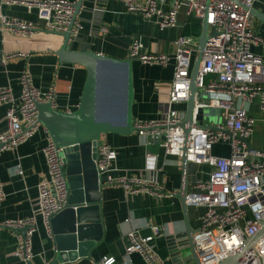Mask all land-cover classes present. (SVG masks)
Here are the masks:
<instances>
[{"label":"built area","instance_id":"built-area-1","mask_svg":"<svg viewBox=\"0 0 264 264\" xmlns=\"http://www.w3.org/2000/svg\"><path fill=\"white\" fill-rule=\"evenodd\" d=\"M121 1L128 13L154 21L161 31L178 27V15L182 9L188 17L206 21L209 27L188 138L182 128L185 111H179L176 106L186 104L191 95V72L198 50V40L192 36L180 35L175 41L174 77L168 99L160 104L159 118L136 121L133 125L140 136L148 138L147 145L158 143L166 156L186 157L188 163L211 168L209 179L197 183L198 191L186 193L184 201L188 207L206 209L200 227L193 234L199 263L220 264L249 242L264 223V150L252 149L249 143L258 121L250 114L255 100H259V109L264 115V58L253 51L263 43V38L253 28V6L257 0H174L167 10L161 6V0ZM75 4L69 0H1L0 29L21 38L34 36L36 28L33 23L2 14V6H21L37 10L44 29L64 33L71 24ZM81 31L82 26L74 23L72 38ZM143 47L142 39L135 38L129 57L146 65H169L171 58L168 55L143 54ZM18 56L25 54L6 55L5 59ZM20 85L18 99L11 87L0 88V108L9 106L3 119L8 128L0 130V152L17 150L39 132L42 125L38 105L51 103L55 108L57 94L54 87L45 92L36 89L27 71L22 74ZM200 93L208 99H200ZM204 110L219 111V120L215 123L205 121L208 117L203 115ZM210 117L213 118V114ZM44 131L47 137L42 153L48 172L37 186L34 215L2 224L10 229H26L25 234L17 232L15 250L16 257L26 263L34 258L32 239L39 221L50 235L51 219L67 207L64 148L55 145L45 128ZM218 143L229 144V156L213 154V147ZM117 158L118 152L101 139L96 166L105 186L123 185L134 195L162 193V186L153 179L115 176ZM154 160V156L148 153V167L151 169L155 168ZM5 197L0 180V202ZM160 232L159 227L153 226L152 235L143 237L138 229L131 230L124 264L131 262L133 254L140 255L145 264H165L153 244ZM95 264H116V259L109 257ZM238 264H264V237L245 252Z\"/></svg>","mask_w":264,"mask_h":264},{"label":"crops","instance_id":"crops-1","mask_svg":"<svg viewBox=\"0 0 264 264\" xmlns=\"http://www.w3.org/2000/svg\"><path fill=\"white\" fill-rule=\"evenodd\" d=\"M69 1L77 3L79 0ZM173 1L161 0V6L167 10ZM253 11L254 31L263 38V43L254 47L253 51L264 58V0H257ZM2 14L33 23L36 32L33 37L21 38L11 31L0 29V88L11 87L18 99L21 92L20 78L27 71L36 89L45 92L51 87L55 88V110L76 111L88 73L82 65L60 62L57 52L64 43L63 36L44 29L37 10L2 6ZM75 23L82 26V31L72 38V51H91L124 60L129 57L132 41L140 37L144 45L141 53L166 54L171 58L167 67L146 65L133 59V123L159 118L160 104L168 99L174 77L175 41L180 35L198 40L203 28L201 20L188 17L185 9H182L178 15V27L161 31L154 21L128 13L121 0H84ZM20 53L25 56L5 59L6 55ZM186 108L187 103L176 106L179 111L186 112ZM8 109V105L0 108L1 131L8 128L7 122L3 120ZM250 114L258 120L249 141L250 146L255 150H264V115L260 112L259 100L251 105ZM219 116L213 113L212 120L211 117L207 120L215 123ZM46 137L47 133L41 126L39 132L17 150L0 152V180L6 194L0 202V264H28L15 255L17 232L2 224L34 215L38 199L37 186L48 172L42 153ZM102 141L118 152L115 176L147 177L158 182L163 190L161 194L134 195L123 185L103 188L102 240L90 250L88 257L66 264H95L109 257L115 258L116 264H124L125 249L130 242L128 233L136 228L143 237H148L152 235L153 226L161 229L153 244L165 264H183L171 256L168 238L188 229L194 234L200 227L206 209L186 206L181 191L186 187V193L197 192L196 184L209 179L211 168L187 161L184 164L183 159L166 156L158 143L147 145L148 138L136 131L129 135L106 134ZM212 152L215 156L227 157L230 154L229 144H215ZM148 153L155 158L154 169L148 167ZM32 244V264H48L53 260V237L41 220ZM126 264L145 263L140 255L133 254L131 262Z\"/></svg>","mask_w":264,"mask_h":264},{"label":"water","instance_id":"water-1","mask_svg":"<svg viewBox=\"0 0 264 264\" xmlns=\"http://www.w3.org/2000/svg\"><path fill=\"white\" fill-rule=\"evenodd\" d=\"M83 2L84 0H79L75 4L74 16L68 31L59 33L63 36L64 43L57 52L60 62L79 64L87 70L88 78L79 107L74 112H61L55 110L51 103L37 106L39 123L47 130L53 143L64 148L66 156L64 174L67 182V207L51 219L50 236L53 237L54 257L48 264H66L78 258L88 257L90 250L101 242L102 190L106 186L103 184V179L99 178L96 166L98 144L106 134L129 135L136 131L132 116L133 59L128 57L120 60L91 51L70 50L71 31ZM208 38L209 27L204 21L191 72V95L182 123L186 139L190 133L194 104L199 91V70ZM111 68L116 69L119 74L115 80H109L104 87L109 86L112 94L116 95L101 100V72L104 71L106 75ZM199 95L200 98L208 99L204 93ZM115 106H118L120 111V116L116 118L112 114ZM214 112L220 115L217 110H204L203 115L209 118ZM185 158H183L184 164ZM181 194L185 199L186 187L182 189ZM75 207L77 209H74ZM14 230L21 234L26 232V229ZM191 232L188 229L184 233L171 235L168 238L170 254L174 260L183 264H200ZM263 237L264 223L249 242L220 264H238L245 252Z\"/></svg>","mask_w":264,"mask_h":264},{"label":"rangeland","instance_id":"rangeland-1","mask_svg":"<svg viewBox=\"0 0 264 264\" xmlns=\"http://www.w3.org/2000/svg\"><path fill=\"white\" fill-rule=\"evenodd\" d=\"M119 74V72L114 69V68H111L109 69L108 71V74L104 75V71L101 72V79H100V82H101V95H100V99L101 100H105L107 99V97H115V93L112 94V91H111V88L109 86H107V88L104 87V85L106 86L110 81H113L115 80L116 76ZM112 114L113 116L116 118L118 116H120V111H119V107L118 106H115L114 110L112 111ZM210 120H212V118H210ZM205 121H208L206 118H205Z\"/></svg>","mask_w":264,"mask_h":264}]
</instances>
